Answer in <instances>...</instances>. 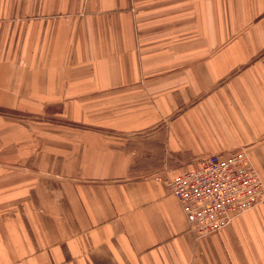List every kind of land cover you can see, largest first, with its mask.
Here are the masks:
<instances>
[{
	"label": "crops",
	"instance_id": "crops-1",
	"mask_svg": "<svg viewBox=\"0 0 264 264\" xmlns=\"http://www.w3.org/2000/svg\"><path fill=\"white\" fill-rule=\"evenodd\" d=\"M240 149L264 0H0V264H264V199L198 240L158 180Z\"/></svg>",
	"mask_w": 264,
	"mask_h": 264
},
{
	"label": "built area",
	"instance_id": "built-area-1",
	"mask_svg": "<svg viewBox=\"0 0 264 264\" xmlns=\"http://www.w3.org/2000/svg\"><path fill=\"white\" fill-rule=\"evenodd\" d=\"M200 165L164 180L196 239L220 232L264 199V181L245 149L202 157Z\"/></svg>",
	"mask_w": 264,
	"mask_h": 264
},
{
	"label": "rangeland",
	"instance_id": "rangeland-1",
	"mask_svg": "<svg viewBox=\"0 0 264 264\" xmlns=\"http://www.w3.org/2000/svg\"><path fill=\"white\" fill-rule=\"evenodd\" d=\"M166 179H168L167 176H164V177L163 176H159L158 177V180L161 181V182H163L164 184H165L164 180H166Z\"/></svg>",
	"mask_w": 264,
	"mask_h": 264
}]
</instances>
